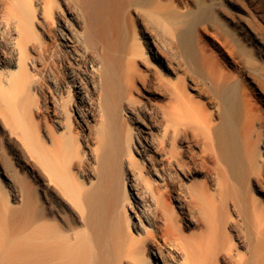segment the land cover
<instances>
[{
    "label": "bare ground",
    "instance_id": "1",
    "mask_svg": "<svg viewBox=\"0 0 264 264\" xmlns=\"http://www.w3.org/2000/svg\"><path fill=\"white\" fill-rule=\"evenodd\" d=\"M174 2L0 0V264H264V5Z\"/></svg>",
    "mask_w": 264,
    "mask_h": 264
},
{
    "label": "rangeland",
    "instance_id": "2",
    "mask_svg": "<svg viewBox=\"0 0 264 264\" xmlns=\"http://www.w3.org/2000/svg\"><path fill=\"white\" fill-rule=\"evenodd\" d=\"M180 1V2H179ZM181 1L182 0H175V2L176 3H181ZM237 1V2H236ZM174 2V3H175ZM234 2L235 3H238L237 5H239V6H244V7H249V2H248V0H234ZM175 3V4H176ZM262 3H263V5H264V0H262ZM242 4V5H241ZM220 16V15H219ZM212 18H211V22L213 21V22H215L214 23V25H217L216 26V28H217V30L219 29V34H221V36L222 37H220L219 38V36L220 35H216L215 33H211V32H209V33H207V36H206V38H207V40L209 41V43L211 44V46H212V49H214L213 51H215V54H217L218 56H219V58H220V63H217V64H221L220 66H218L217 64V66L218 67H224V68H226L227 70L229 69V70H231V72H229L230 74L229 75H231L230 77H233V78H235V77H237L236 79H238V78H240L238 81H240V90H242V91H240V92H247L248 93V91L251 93H253L254 94V97L256 98V100H257V102H258V107H260L259 109L262 111V112H264V75H262L261 76V74H264V65H263V59H260V57H258V55H257V53L255 54V51H254V49H250V48H248L247 47V49L248 50H246L245 52H247V53H245L244 51H241V50H239L238 49V47L236 46V47H230L229 45H227V44H223V41L225 42V40H228V41H230V40H233L231 37H230V34L232 33V32H230V27H229V30H228V26H227V28H223L222 27V25L219 23V20L218 19H221V16L220 17H217V18H214L213 16H211ZM210 19V18H209ZM215 19L217 20V21H215ZM247 20H248V22L252 25V27H254L255 28V31L256 32H258V33H260V34H262V35H264V23H262L260 20H259V18H257L255 15H250V16H248L247 17ZM220 26H221V28H220ZM221 29V30H220ZM227 30V32H230V34L229 33H227L226 34V31ZM232 30V29H231ZM211 33V34H210ZM223 33V34H222ZM209 35H211V36H209ZM218 36V41H217V38H216V40H215V37L216 36ZM215 36V37H214ZM225 36V37H224ZM227 37V38H226ZM209 38V39H208ZM214 38V39H213ZM221 38H226L225 40H221ZM211 40V41H210ZM219 40L220 41H222V42H219ZM222 43L223 45H221L220 46V44ZM226 43H228V42H226ZM215 45V46H214ZM230 48H229V47ZM238 49V50H234V49ZM226 49V50H225ZM252 50V51H251ZM232 53V54H234V53H236V55H240L241 57H244L243 59L245 60L244 61V63H242V61H243V59H242V61H241V59H239L237 56H235V55H231L230 54V52ZM237 51H238V54H237ZM241 51V52H240ZM229 52V53H228ZM254 52V53H253ZM249 53V54H248ZM230 54V55H229ZM246 54V55H245ZM254 54V55H253ZM247 55H249L250 56V58H249V60L247 59L246 60V57H247ZM232 56V57H231ZM252 56H254V58L252 57ZM232 58H233V61H232ZM236 58V59H235ZM253 58V59H252ZM224 59V60H223ZM234 59H235V61H236V63L234 62ZM225 62V64H224V62ZM240 60V61H239ZM251 60H253L252 62H251ZM230 61V62H229ZM247 61V62H246ZM259 61V62H258ZM246 62V63H245ZM222 63H223V66H222ZM228 65H227V64ZM233 63V64H232ZM230 64V65H229ZM240 64V65H239ZM245 64V65H244ZM258 64V65H257ZM262 66H260V65ZM226 67H225V66ZM248 65V66H247ZM254 65V66H253ZM227 66H228V68H227ZM235 66V67H234ZM249 66H250V68H249ZM252 66V67H251ZM238 68V69H237ZM244 68H247V69H250V70H254V72L257 74V72H258V77H256L257 78V80H256V78L253 80V81H251L248 77H246V75L244 74ZM252 68V69H251ZM262 68V69H261ZM255 69H257V70H255ZM228 70V71H229ZM259 70V71H258ZM257 71V72H256ZM261 71V72H260ZM235 72V73H234ZM233 75H232V74ZM261 73V74H260ZM243 74V75H242ZM256 75V76H257ZM260 78V80H258ZM262 79V80H261ZM239 84H238V87H239ZM6 160V161H5ZM0 161L2 162V167H4L7 171H9V173L11 172V173H13V171H12V167H11V165H10V162H9V159L7 158V157H5L4 158V155H2V153H0ZM1 162H0V164H1ZM11 169V170H10Z\"/></svg>",
    "mask_w": 264,
    "mask_h": 264
}]
</instances>
